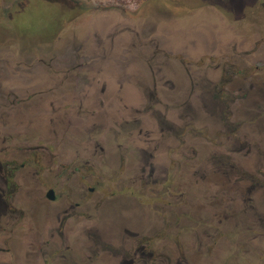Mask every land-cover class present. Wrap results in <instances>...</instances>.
<instances>
[{"label":"flooded vegetation","instance_id":"flooded-vegetation-1","mask_svg":"<svg viewBox=\"0 0 264 264\" xmlns=\"http://www.w3.org/2000/svg\"><path fill=\"white\" fill-rule=\"evenodd\" d=\"M105 32L48 93L39 64L19 89L0 69V264H264L262 56L217 32L202 57L195 32L175 52L131 32L125 55Z\"/></svg>","mask_w":264,"mask_h":264},{"label":"rangeland","instance_id":"rangeland-1","mask_svg":"<svg viewBox=\"0 0 264 264\" xmlns=\"http://www.w3.org/2000/svg\"><path fill=\"white\" fill-rule=\"evenodd\" d=\"M103 29L106 37L120 35L114 51L125 55L123 51L137 43L131 32L149 35L164 51L172 52L177 44L185 47L188 35L184 32H195L191 37L197 39L193 51L197 57L213 45L203 32H217L221 34L218 49L227 52L228 60L251 66L261 56L264 60V0H0V69L7 72L3 83L19 89L28 83L19 74L21 67L39 64L34 80L41 84L37 92H50L48 83L56 85L57 81L48 67L52 71L63 68L65 50L76 39L97 47L91 54H102ZM48 104L44 102L41 108ZM11 124L18 126L8 115L0 117L5 131Z\"/></svg>","mask_w":264,"mask_h":264}]
</instances>
